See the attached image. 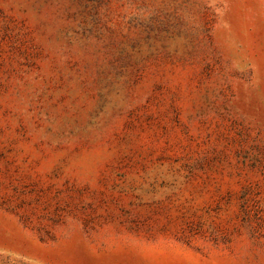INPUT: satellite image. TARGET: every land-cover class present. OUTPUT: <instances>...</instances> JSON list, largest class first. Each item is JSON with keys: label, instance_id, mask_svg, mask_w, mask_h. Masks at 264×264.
Listing matches in <instances>:
<instances>
[{"label": "rangeland", "instance_id": "rangeland-1", "mask_svg": "<svg viewBox=\"0 0 264 264\" xmlns=\"http://www.w3.org/2000/svg\"><path fill=\"white\" fill-rule=\"evenodd\" d=\"M0 264H264V0H0Z\"/></svg>", "mask_w": 264, "mask_h": 264}]
</instances>
